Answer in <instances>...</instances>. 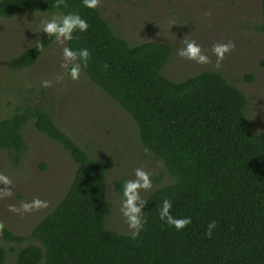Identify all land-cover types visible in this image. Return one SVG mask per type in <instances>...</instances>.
Segmentation results:
<instances>
[{"label":"trees","instance_id":"obj_1","mask_svg":"<svg viewBox=\"0 0 264 264\" xmlns=\"http://www.w3.org/2000/svg\"><path fill=\"white\" fill-rule=\"evenodd\" d=\"M29 11L78 12L87 21L86 31H73L68 48L89 50L81 71L130 115L142 146L164 164L171 181L144 200L135 236L108 228L106 161L90 156L42 104H25L0 119V150L19 164L27 149L23 130L33 122L69 153L77 169L67 193L28 236L1 224L5 242L18 248L0 246V264L9 251L16 264H264V131H252L249 97L215 71L168 79L162 71L173 46L130 44L98 6L86 8L82 0H0L2 18ZM261 11L264 18V0ZM258 29L264 32V24ZM55 41L43 32L40 43L11 59L8 69L35 66ZM115 186L122 193L124 179ZM165 198L172 217H191V223L177 230L162 220Z\"/></svg>","mask_w":264,"mask_h":264},{"label":"rangeland","instance_id":"obj_2","mask_svg":"<svg viewBox=\"0 0 264 264\" xmlns=\"http://www.w3.org/2000/svg\"><path fill=\"white\" fill-rule=\"evenodd\" d=\"M97 6L114 32L130 44L159 41L173 46L174 53L162 71L168 79L182 81L203 71L223 74L249 97L252 131H264V32L258 29L264 24L261 0H98ZM59 13L29 11L7 19L0 17V119L13 115L25 104H42L58 127L90 156L106 161L110 204L107 227L131 234L137 229L130 226L121 211L126 198L124 191L117 192L115 182L120 178L124 182L137 180V168L148 173L150 187L136 189L138 200L134 203L140 211L146 197L169 183L171 177L164 164L142 146L130 115L83 71L76 80L68 76L62 67V49L68 47V40H56L29 69H8L11 59L40 43L42 21ZM185 40L199 44L209 62L197 63L178 56L177 49L184 47ZM229 40L235 47L217 67L212 45ZM42 81L50 83L45 87ZM23 137L27 149L19 164L0 150V174L11 180L8 185L0 182V226L15 235L28 236L67 193L77 166L69 153L37 131L33 122L24 128ZM157 174L164 175L160 183L154 180ZM5 188L11 190L10 194H4ZM34 199L44 203L30 211L20 209L22 203L31 204ZM13 207L20 210L13 211ZM0 246L18 248L5 242L1 227ZM5 264H16L10 251Z\"/></svg>","mask_w":264,"mask_h":264},{"label":"clouds","instance_id":"obj_3","mask_svg":"<svg viewBox=\"0 0 264 264\" xmlns=\"http://www.w3.org/2000/svg\"><path fill=\"white\" fill-rule=\"evenodd\" d=\"M98 0H82V4L86 8H95L97 6ZM89 25L87 21L80 16L78 12H67L63 15H53L50 19L42 21V29L47 36H54L55 39L63 43L65 40L72 39V33L74 30H79L84 32L88 29ZM235 44L229 40L223 43H215L212 45L211 51L217 57V67H219V62L224 58V55L232 50ZM64 63L62 67L67 69L68 76L72 80H76L79 77L81 66L86 67L89 58V50L87 48H81L79 50H72L68 47L62 49ZM177 55L189 59L195 60L197 63H208L209 57L202 51L199 44L194 40H185L184 47L177 49ZM71 64V67H69ZM104 67H107L105 65ZM50 81H42V84L46 87ZM135 174L138 177L137 180H128L124 182V196L126 199L122 201L121 211L128 217L130 221V226L139 230L140 220H139V209L135 206V201L138 200V195L136 193L137 188H148L151 185V181L148 173L140 168L135 170ZM0 182L4 185L11 183V180L0 174ZM10 189L5 188L4 194H10ZM44 202L34 199L31 204L22 203L20 209L23 211H30L32 207L43 204ZM171 203L168 199L162 201V208L160 210V218L162 220L166 219V222L173 225L177 230L184 228L186 225L191 223V217L174 218L169 213V208ZM20 209L12 208L13 211H19ZM216 227V222L213 220L207 225L206 235H212V229ZM136 232H133V236Z\"/></svg>","mask_w":264,"mask_h":264}]
</instances>
